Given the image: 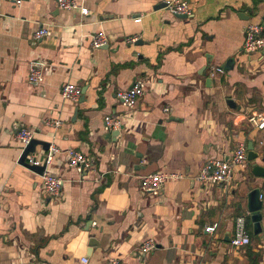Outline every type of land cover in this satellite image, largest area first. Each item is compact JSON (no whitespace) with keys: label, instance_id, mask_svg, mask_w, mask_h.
I'll return each mask as SVG.
<instances>
[{"label":"crops","instance_id":"1","mask_svg":"<svg viewBox=\"0 0 264 264\" xmlns=\"http://www.w3.org/2000/svg\"><path fill=\"white\" fill-rule=\"evenodd\" d=\"M76 1L87 16L57 0H0V264H264V210L258 235L247 210L252 189L264 200V178L252 174L253 164L264 167V129L249 122L264 116V66L242 49L247 26H264V0H189L187 18L163 7L172 0ZM42 27L50 36L34 40ZM98 33L109 43L93 49ZM33 65L45 72L38 85L28 82ZM140 79L149 84L130 111L116 95ZM65 84L84 98L64 100ZM107 115L124 119L116 138ZM21 128L60 149L50 166L64 179L60 197L19 163ZM250 142L258 159L228 189L196 180L207 161ZM70 149L92 168L70 167ZM157 172L182 178L143 193L141 178ZM238 217L251 243L234 248ZM147 239L156 248L143 253Z\"/></svg>","mask_w":264,"mask_h":264},{"label":"built area","instance_id":"2","mask_svg":"<svg viewBox=\"0 0 264 264\" xmlns=\"http://www.w3.org/2000/svg\"><path fill=\"white\" fill-rule=\"evenodd\" d=\"M17 6L23 4L24 0H9ZM58 7L66 11L80 10L83 16L89 14V10L78 4L76 0H57ZM166 9L175 16H187L192 15V9L189 0H172L166 4ZM137 23L141 22V19L135 20ZM49 29L42 27L34 33V40L39 41L45 37L50 36ZM136 38H129L127 42L135 43ZM109 39L104 33H98L92 36L91 45L93 49H100L108 45ZM243 51L249 56H257L262 61L264 66V26L260 24H249L246 29V38L243 44ZM217 73H223L221 68L216 69ZM45 72L33 65L28 75V82L38 85L44 80ZM149 82L145 79L137 80L134 85L128 89L120 90L117 92V100L125 106L127 109L134 110L138 104V101L145 94L146 88ZM82 88L75 84H65L61 88V96L66 101L78 103L82 97ZM169 111L168 108L165 109ZM249 122L252 126L259 129H264V116L257 114L252 115L249 118ZM62 125L61 121L51 122V126L59 128ZM124 127V119L121 116L107 115L105 117V129L108 132L122 131ZM36 138V132L29 128H21L17 133V139L21 142L24 149ZM43 156L28 155L27 161L31 165L44 166L45 170L42 179V187L44 193L51 198H58L62 193L64 185V179L58 175L53 174L50 171V166L53 165L55 156L60 152L57 146H51ZM248 164V146L246 143H240L234 150L233 154L228 160L224 159H210L202 167L198 173L196 180L204 185H221L225 189H228L234 175L238 170L246 169ZM68 165L77 169L79 172L89 171L92 168V161L89 157L80 151L74 149L68 150ZM181 175H168L162 172H157L143 176L140 180V189L143 193L148 195H158L164 185L169 180L181 179ZM218 225H212L206 228L208 233H215ZM251 237L248 232L247 218L238 217L236 219V225L234 234L231 237L230 245L234 248H241L250 245ZM156 248V243L153 239H147L142 246L143 253H150ZM88 261L85 259L84 263ZM112 264H118L117 261H112ZM190 264H204L201 261H192Z\"/></svg>","mask_w":264,"mask_h":264},{"label":"water","instance_id":"3","mask_svg":"<svg viewBox=\"0 0 264 264\" xmlns=\"http://www.w3.org/2000/svg\"><path fill=\"white\" fill-rule=\"evenodd\" d=\"M165 6L166 4L163 5V7ZM177 17L187 18V16H177ZM84 93L85 91H83V95H82L83 98H84ZM228 105L232 108H235V103L232 100L228 101ZM120 133H121L120 131H114L112 135L116 138L120 135ZM38 146H42L44 151H48L51 147V144L40 141L38 139H33L31 143L24 149L19 163L23 165L24 167H27L30 170L42 176L45 170V165L35 166V165L29 164L27 161L28 155L35 153ZM257 159H258V153L255 152L253 143L250 142L248 146V162L252 163L256 161ZM252 174L256 178H264V167L261 165L253 164ZM247 210L254 224V233L258 235L262 232L261 223L263 220V210H264V200L262 198V192L260 188L258 187L254 188L248 193ZM229 240H230L229 238L226 239V241H229Z\"/></svg>","mask_w":264,"mask_h":264},{"label":"rangeland","instance_id":"4","mask_svg":"<svg viewBox=\"0 0 264 264\" xmlns=\"http://www.w3.org/2000/svg\"><path fill=\"white\" fill-rule=\"evenodd\" d=\"M235 176V175H234Z\"/></svg>","mask_w":264,"mask_h":264}]
</instances>
